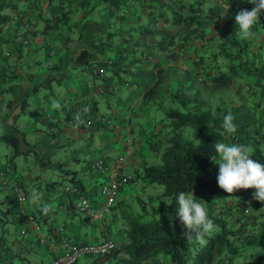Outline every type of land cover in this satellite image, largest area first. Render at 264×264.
Segmentation results:
<instances>
[{"label": "crops", "instance_id": "crops-1", "mask_svg": "<svg viewBox=\"0 0 264 264\" xmlns=\"http://www.w3.org/2000/svg\"><path fill=\"white\" fill-rule=\"evenodd\" d=\"M151 1L145 0L142 5L138 2L128 3L126 14L112 10L104 4L91 10L82 11L77 9V3L73 1L67 25L55 34L49 30L45 23H51L52 18L59 13L58 0H0V6H2L0 15L6 19L5 25L0 31V66L13 64L19 72V77L22 78V80H17L14 77H9L5 82L6 90L2 89L3 85L0 87V127L2 129L0 133L8 131L16 134L17 151L14 152V168L18 179L21 180L19 182L26 197L24 209L40 223V235H44V242H41L31 223L17 210L10 191L7 188H5V193L0 190V264H47L54 253L59 252L58 227L60 225L66 234H63L64 236L80 244L82 242H97L104 237H111L105 228L96 231L93 228V220L90 218L79 216L76 219L73 216L74 209L71 207V203H68V197L61 195V190L57 192V184L60 181L50 179L44 181L46 185L41 186L44 170L41 171L42 174L31 172L29 166L17 163V156L23 155L26 159L28 157L35 159V153L32 151L37 149L40 154L48 153L43 166L50 167L57 163V168H60L61 165H65V161L60 155L68 148L67 145L81 141L86 149H90L93 145L100 147L99 145L102 144L98 141H104L105 145L109 146L108 142L114 140V143L120 141L121 143L118 144L123 147V139L131 134L133 139L130 144H134V150L126 161L123 158L122 168L132 175L141 156H144L145 153L151 157L156 155L151 148L145 145V141L142 142L141 126L138 122L142 120L143 112H140L135 106L143 89L155 80V71L149 66L152 63H158L160 67L166 69L168 75L166 74L163 90H174L177 86L182 85L188 91L197 92L200 97L203 96L194 81L190 67L195 59L193 50L196 47L200 51H214L219 36L212 37L210 41L191 39L192 46L188 48L186 43L177 38V32L181 30L188 32L189 28L184 29L185 26L181 28L179 25L162 28L159 25L160 22L157 23L153 20L169 15L168 8L171 3L174 4L173 8L183 9L190 3L189 0H174L173 2L172 0L171 2L158 0L160 5L154 7L150 6L152 5ZM207 4L218 6L220 0H207ZM121 13L124 14L123 18L120 17ZM14 15L17 18H13ZM136 27L144 28L151 33L147 35L145 34L146 30H142L139 34L133 35V32L137 30ZM177 27L180 28L179 31H176ZM79 30L81 31L79 32ZM201 31L204 35L215 34L211 26L205 27ZM252 32L258 33L257 29H252ZM163 34L172 36V46H166L167 41L159 39ZM113 39L116 41L113 42ZM143 46L149 50L150 59L138 56L137 50ZM97 47H107L105 49L110 53L109 57L116 63L101 76L87 75L78 70L76 66L72 68L73 62L70 61L67 62L68 67L62 73V81L57 83V80L54 79L51 82L57 83V89L60 87V92H57L58 96L49 97L51 93L40 92V88L36 92L26 95L25 91L33 80L40 79L41 75L47 73L46 68L56 62L59 56H63L69 51L70 55L75 56L80 49L92 51ZM19 50L26 51V53L18 60L17 64L15 60ZM102 55L104 53H100L98 50L97 57ZM234 90L232 87L223 96L224 98H218L217 104L223 107L229 102V106H227L234 117L233 122L236 125H243L249 120L250 99L245 94H235ZM122 92L125 96L121 99ZM23 98H25L23 104L19 105V101ZM97 98L104 99L109 105L115 104V108L120 110L119 115L116 112L113 120L106 122L105 118L111 117L99 111ZM54 101L59 103V108L53 107ZM215 104L213 103V106ZM259 112L264 116V97ZM216 113L220 115L218 112ZM21 115H23V119H21ZM51 116L57 117L55 121L60 122L61 125L57 127L55 121L52 122L50 124L52 131L49 132L46 130V126ZM21 126L23 129L20 128ZM158 137V135L152 136L149 142L157 143ZM92 139H94L93 143ZM53 151L57 153L55 154ZM110 152L111 155L105 153L103 155L98 152L92 158L105 157V159L111 160L119 154L114 148L110 149ZM51 153L56 157L53 163L49 159ZM10 156L11 153L9 155L6 152L0 153V165L11 166ZM91 159L86 164H80L78 158L73 160L78 161L77 169L83 176V180L89 184L85 193L90 204L96 207L99 201H96V197L92 196L97 191V187L93 185L96 176L89 166ZM14 175L12 176L15 177ZM62 175L60 176L70 183L73 182L71 178L79 181L83 189L82 179H76L75 173L73 174L71 170L67 169ZM125 186L127 188H124ZM33 188L41 194L39 204L30 202ZM130 188L131 192L135 191L137 195L141 192L137 183L128 182L121 189L119 188L123 193L122 197L121 195L118 197L117 192L116 201L120 199L124 201L129 199L130 201L131 194L128 196L125 193ZM54 201L53 206L52 202ZM44 205L48 206L46 214L42 211ZM110 217L112 218L110 221L115 222V225L118 224L115 217ZM116 235L118 236L117 243H120L122 235L118 231ZM31 252L32 254L29 255ZM33 255H35L34 258H29ZM83 257L87 259L90 257V261H86L87 264L108 262L107 260L105 263L104 261L99 263L98 260H93L92 256Z\"/></svg>", "mask_w": 264, "mask_h": 264}, {"label": "trees", "instance_id": "trees-1", "mask_svg": "<svg viewBox=\"0 0 264 264\" xmlns=\"http://www.w3.org/2000/svg\"><path fill=\"white\" fill-rule=\"evenodd\" d=\"M73 1L77 3V9L82 11L104 4L112 10L126 14L128 3L138 2L142 5L145 0H58L59 13L52 18L51 23H45L53 33L60 32L67 25ZM203 2L193 0L183 9L173 8L174 4L171 3L168 8L169 15L153 20L160 22L162 28L177 25L181 28L185 26L184 29L189 28L188 32L179 31L178 27L176 30L179 31L177 38L186 43L188 48L192 46L191 39L210 41L212 37L219 36L214 51H200L196 47L193 50L195 59L190 67L194 81L203 96L188 91L182 85L174 90H163L168 73L158 63H152L149 67L155 71V80L143 89L135 104L137 109L143 112L142 120L138 122L141 126L142 142L145 141V145L154 153H157V149L160 153L156 164L145 161L141 156L136 170L130 175L127 183H137L145 192L149 191L152 184L160 183L161 195L167 196L168 200L162 204L152 205L149 212L143 207L141 213L133 212L132 207L128 206L129 202L115 200L110 208H119L114 212V219L119 218L121 221L116 224V228L121 233L122 240L115 243L106 253L93 255V260H98L99 263L114 259L110 264H264V204L252 198L254 189L236 191L229 198V194L217 186L218 165L213 164L210 159L215 154L214 144L225 142L251 147L254 150L252 158L264 163V116L259 112L264 97V10L260 13L259 23L252 28L257 29L258 33L248 40H241L235 24V15L242 9L251 10L254 5L248 3V0H220V5H207L202 9ZM151 4V7L160 5L158 0H152ZM1 8L2 6L0 11ZM124 14L121 13L120 17L123 18ZM5 22L4 16L0 15V31ZM209 26L214 29L215 34L204 35L201 30ZM137 30L141 32L146 29L137 27ZM150 33L149 30L145 31L147 35ZM171 38L172 36L163 34L159 39L166 40V46H172ZM105 48L107 47H97L92 51L80 49L75 56L70 55V51L59 56L56 62L46 68L47 73L41 75L40 79L33 80L25 91L26 95L36 92L39 86L49 87L54 79L57 83L61 82L62 73L70 61L73 62L72 68L76 66L87 75L101 76L116 64L109 56L102 55L100 59L97 57L98 50L105 53ZM25 53L26 51H18L15 60L17 64ZM137 53L139 57L150 59V52L146 46L137 50ZM99 69H102V73ZM9 77L22 80L13 64L1 65L0 87L3 83L6 84ZM232 87L235 94H245L250 99L251 106L249 120L243 125H236L233 122L237 131L229 135L221 126L223 117L230 113L229 102L220 107L217 100L224 98ZM24 100L25 98L21 99L19 105H22ZM173 103L177 105L172 106ZM213 103H216L215 106ZM156 114L158 116H155ZM56 119L55 116L49 117L47 131H52L50 124ZM105 120L109 122L108 118ZM15 135L5 131L0 134V141L12 147L11 166L0 165V172L4 174H16ZM156 135L159 136L157 143L149 142L151 137ZM128 137L133 139L131 134L125 139ZM125 139L122 143L123 148L127 146ZM193 140L195 141L192 142ZM36 156L41 161L45 154ZM89 166L92 168L90 163ZM94 174H98L96 169ZM14 176L19 182L18 175ZM71 180H73L71 185L80 191L81 183L74 178ZM6 188L9 190V187ZM180 191L192 192L195 198L203 200L198 202L205 203L209 218L217 226L214 232L205 237L206 244L187 242L181 235L184 229L176 219L177 215L170 224L168 216L160 214L159 220L163 225L152 217L160 213L164 206L170 210H177V195ZM63 192L73 208V196ZM10 194L13 197L11 192ZM139 196L140 194L135 198L136 202L140 201ZM158 196L159 194L149 193L147 195L149 204L155 203ZM248 208L252 210H247ZM83 217L87 218V215ZM57 254L58 252L53 256Z\"/></svg>", "mask_w": 264, "mask_h": 264}, {"label": "clouds", "instance_id": "clouds-1", "mask_svg": "<svg viewBox=\"0 0 264 264\" xmlns=\"http://www.w3.org/2000/svg\"><path fill=\"white\" fill-rule=\"evenodd\" d=\"M248 3L254 5L251 8V10L242 9L239 12H237V14L235 15V24H236V28H238V34H239L241 40H248L254 36V33L252 32V28L254 25L259 23L260 13L262 10H264V0H248ZM207 5H209V4H207ZM205 7L206 6H203V8H205ZM13 18H15V16H13ZM53 107L59 108V103L54 101ZM233 121H234V117L231 113H228L227 115H225L223 117V122H222L221 126L224 129V132L229 134V135L234 134L237 131L236 125L233 123ZM190 139H191V137H190ZM129 143H130V141H129ZM124 149H125V151H127L128 145ZM214 150H215V154L212 157H210V159H211V162L213 164L218 165V173L216 175L217 186L221 190H223L225 193L229 194V198H231L232 197L231 194H233L236 191L254 189L252 198L254 200L259 201L261 204H264V163H261V162L252 158L254 150L249 146H245V145H241V144H228L225 142H216L214 144ZM99 158L106 160L103 157H99ZM113 159H111V160H113ZM93 160L94 159H92V161ZM111 160H109V161H111ZM122 160H123V158H122ZM92 161L90 162V164L92 163ZM97 175L98 174H96L95 176H97ZM129 177H130V174H129ZM100 183H101V181L99 182V184ZM70 186H73V185H71V183H70V185L64 186L63 191H65V189H64L65 187H70ZM2 189H3V187H2ZM65 192H67V191H65ZM67 193H69V192H67ZM80 193H82V187H81ZM71 195L73 196V198H72V202H73L72 205H74L73 208L75 210H77L76 206H75V200H76L75 196L73 194H71ZM83 195L85 196V194H83ZM116 197H117V194H116ZM115 200H116V198H115ZM40 201H41V194L38 192V190L33 188L31 191L30 202L32 204H39ZM198 201H203V200H199V199L195 198L194 195L192 194V192L191 193H185L184 191H180L177 195L178 207L176 210L177 211L176 219L179 220L182 228L184 229V231L182 232L181 235L187 240V242L196 241V242L200 243L201 245H203V244H206V242H207L205 240V237L207 235L211 234L212 232H214L216 230L217 226L214 224L213 220L209 218L208 210L205 207V203L198 202ZM14 202H15V200H14ZM110 207H111V205H110ZM90 208L92 210L91 206H90ZM17 210H19V209L17 208ZM247 210H252V209L248 208ZM42 211L46 214L48 211V206L44 205V207L42 208ZM19 213H20V211H19ZM27 213H29V212H27ZM29 214H31V213H29ZM83 215H85V214L82 213V216ZM22 216L24 217L23 214H22ZM31 216H32V214H31ZM87 218H90V217L87 216ZM33 219H34V217H33ZM159 219H160V217H159ZM168 219H169L170 224H171L174 218L172 217L171 214H168ZM31 226H32V224H31ZM40 226L41 225L39 223V231H40ZM59 228H61V229H59ZM58 232L61 234L58 237V244H59L60 238L62 236H64L63 234H65L63 231V227L61 225L58 227ZM36 234L39 235L38 239H40V237H43V241H44V235L41 236L40 232L39 233L36 232ZM67 238H69V237H67ZM106 238L112 239L111 237H104L100 241H102ZM69 239H71V238H69ZM97 242H99V241H97ZM74 243H76V242H74ZM82 243H87V242H82ZM77 244H80V243H77ZM114 245H115V243H114ZM58 247H59V245H58ZM98 255H100V254H98ZM83 256H93V255H83ZM77 261H78V259H77Z\"/></svg>", "mask_w": 264, "mask_h": 264}, {"label": "rangeland", "instance_id": "rangeland-1", "mask_svg": "<svg viewBox=\"0 0 264 264\" xmlns=\"http://www.w3.org/2000/svg\"><path fill=\"white\" fill-rule=\"evenodd\" d=\"M189 2L192 3L193 0H189ZM206 2H207V0L204 1L203 6H207ZM144 20H145V18H144ZM137 33L139 34L138 30L134 31L133 35H135ZM113 40H114L113 42L116 41L115 39H113ZM109 54L110 53L108 51H105L104 56H110ZM99 59H100V57H99ZM43 86H39L40 92H50L51 95L49 97H52V95L58 96L57 92H60V90H61L60 87L58 88L59 90L57 89V83L56 82L55 83H50L49 87H46V86L43 87ZM3 88H6V85L4 83H3L2 89ZM120 96H121L120 98L122 99L125 96V94H123V92H122L120 94ZM175 105H177V103H173L172 106H175ZM121 107H122V104H121L120 108ZM98 108H99V111L105 113L106 116L109 115L111 117V118L107 117L109 119V121L113 120V118L115 116L114 114H116V112L119 115V111H120L117 108H115V104L109 105V104L106 103V101L104 99H98ZM118 108H119V106H118ZM147 115L148 114L146 113L145 116H147ZM155 116H158V114H156ZM21 119H23V115H21ZM55 123H56L57 127H59L61 125V123L58 122V121H55ZM19 124H21V123H19ZM109 124H111V123H109ZM38 126L42 127L41 125H38ZM20 128L23 129V126H21ZM43 129H45L44 126H43ZM1 131H2V129L0 127V132ZM121 132H123V131H121ZM125 137H127V136H125ZM194 141L195 140H193L192 142H194ZM93 142H94V139H92V143ZM98 142H100L102 144V145H99L100 147L93 145V147L90 148V149H86V146H84L81 141L80 142H75L72 145H67L68 148L64 150L62 155H60V156H62L63 161H65V165H61L60 168H57V163L52 164L50 167H48L47 165L43 166V162L47 159V154L48 153H46L45 156L40 161V159L37 158V156H36V154H40V153H38L37 149H33V151H32V152L35 153V159L32 158V157L30 158L28 156H27L28 158L26 159L25 156L21 155V156H17L16 161L19 164L21 163V165H23V166H29L31 168L30 171L33 172V173H37V172L41 173V171L44 170L45 173L43 171L44 177H42V179H41V186L46 185V183L44 184V181H49L50 179H53V180L57 179V181H60L59 184H57V192H60V190H61V195H64L63 187L66 186V185H70V182H68L67 179L62 178L60 175H62L63 173L66 172L67 169H69V170H71L73 172V174L75 173V178L76 179H82V184H83L82 193L85 194V189L89 188V184L86 182V180H83V176L81 175V173L77 169V167H78L77 166V162L78 161L77 162L74 161L73 160L74 158H78L80 164L81 163L86 164L87 161L89 159H91L93 157V155H95L96 153L99 152V153H101L103 155H104V153L108 154V155H111L112 151L110 152V149L114 148V150H116L117 153H119L117 155L123 156L124 161H126L128 159V156L134 150L133 149L134 144H130V143L127 144L128 145V152H127V151H125V149L123 147H121L118 144V143H121L120 141L114 143V140H111L110 142H108L109 146L105 145L106 142H104V141H98ZM5 152L7 153V155H9L12 152V147L9 144H6V143H3L2 141H0V153H5ZM53 152H55V151H53ZM56 153L57 152H55V154ZM159 153H160V150L157 149V153H155L156 154L155 157H151L148 153H145V155L143 157H144L145 161L156 164L159 161V159H158ZM49 157H50L49 158L50 162L53 163L55 161L56 157H54L53 153L49 154ZM103 158H105V157H103ZM92 159H91V161H92ZM107 161H109V160H107ZM91 170L94 172L93 169H91ZM15 175H17V173ZM102 179H103V177L101 175H97L94 178L93 185H95L97 187V191L95 193H93L92 196L96 197V201H99V204L96 207L91 206L90 200H89L88 196L86 195V197L89 200V204L92 207V210L96 211V212H100L102 210V206H103L102 204H103V199L104 198H103V194L100 192V186H99L100 185L99 182L102 181ZM18 180L21 181L20 179H18ZM124 188H127V186H125ZM0 190H2L3 193L6 192V189H0ZM146 191L147 192L141 190L140 196H139V200L140 201H138V202L135 201V198L137 197V194L135 193V191L131 192V188L127 189L125 191V193L128 196L131 194L130 201L128 199V200H125V202H127V203L129 202L128 206L132 207V211L133 212L141 213L143 207L146 209V211L149 212L150 211L149 209H150V207L152 205H154V204H157V205L158 204H162V203H164L165 201L168 200L167 196L161 195L162 184H160V183L159 184L158 183L157 184H152L149 187V191L148 190H146ZM122 193H123V191L119 190L118 191V197H119V195H121V197H122ZM149 193L153 194V195L159 194L158 198L155 200V203L153 202V203H151V205L149 204L150 201L147 200V195ZM52 204L54 206L55 201L52 202ZM118 209L119 208H117V207L114 208V209L108 207V209L104 211L102 216H98L96 218H90L91 220H93L92 222L94 223L93 228L96 231H99L100 229L104 230V228H105L107 230V232L109 233V235L111 236V238L113 239L114 243H117L118 236L116 235L117 231H116L115 222L110 221V220H112V218L110 216L114 217L113 216L114 212L118 211ZM255 211H257V210H255ZM160 214H163V215L165 214L166 215L165 217H167L168 214H171L172 217L174 218L177 215V211L176 210H170V209H168V208H166L164 206L160 213L155 214V215L152 216L155 219V221H157V223H159L160 225H163L162 221L159 220V215ZM73 216L77 219L79 216H82V213L79 212L78 210H76V211L74 210ZM117 222L118 223L121 222L119 220V218H118ZM30 254H32V252L29 253V255ZM26 256H28V255H26ZM30 257L34 258L35 255L29 256V258ZM13 258L16 259L15 256H13ZM113 260L114 259L108 260V262H106L107 260H105L104 263L106 262L107 264H109V263H112ZM86 261L87 262L90 261V257L87 259V258L82 256L81 258L78 259L76 264H87Z\"/></svg>", "mask_w": 264, "mask_h": 264}, {"label": "built area", "instance_id": "built-area-1", "mask_svg": "<svg viewBox=\"0 0 264 264\" xmlns=\"http://www.w3.org/2000/svg\"><path fill=\"white\" fill-rule=\"evenodd\" d=\"M99 72L102 73V69H99ZM130 139V137L125 139L126 144L129 143ZM122 158L121 155H117L111 161L97 158L91 163L92 168H95L98 175L103 177L100 183V192L103 194L104 199L102 210L100 212L91 210L88 199L80 193L78 188L74 186L64 188L65 191L75 196V206L79 212L90 218H96L102 216L104 211L113 204L119 188L123 186L129 178V174L122 168ZM0 187H9L20 213L23 214L25 219L32 224L33 229L39 233V223H37L31 214L27 213L24 209L26 197L21 184L13 176L0 172ZM40 240L43 241V237H40ZM58 245V254L53 256L48 264H73L83 255H98L109 251L114 246V242L112 239L106 238L99 242L77 244L71 239L62 236Z\"/></svg>", "mask_w": 264, "mask_h": 264}]
</instances>
